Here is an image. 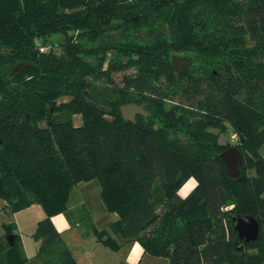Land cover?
Masks as SVG:
<instances>
[{"label": "trees", "instance_id": "16d2710c", "mask_svg": "<svg viewBox=\"0 0 264 264\" xmlns=\"http://www.w3.org/2000/svg\"><path fill=\"white\" fill-rule=\"evenodd\" d=\"M129 103L147 115L124 119ZM262 146L264 0H0V199L41 205L37 264H77L50 217L93 178L117 219L98 229L82 204V235L117 250L119 234L169 264H264ZM236 214L259 223L252 252L236 249ZM2 228L0 264H32Z\"/></svg>", "mask_w": 264, "mask_h": 264}, {"label": "rangeland", "instance_id": "374dc122", "mask_svg": "<svg viewBox=\"0 0 264 264\" xmlns=\"http://www.w3.org/2000/svg\"><path fill=\"white\" fill-rule=\"evenodd\" d=\"M60 36L61 34H58L56 35V37L54 36V38H57ZM53 49L57 52L60 50L58 45H53ZM205 68H206L205 64H202L201 62L196 61L195 66H194V72L196 74L203 73ZM120 76H121V73H115L114 78L116 80H119ZM79 122H80L79 116H74V123L79 124ZM226 135H227L226 138L230 142L233 143L235 141V137L233 136V134H231L230 129L227 130ZM261 153L264 154V146H262L261 148ZM194 184H195V181L192 178L188 179L181 186L179 192L182 195H185L193 187ZM97 187H99V183L95 178L78 183L76 185V188L73 190L70 196V201L72 202L74 200H77V196L78 197L80 196L81 198H83L89 203L92 219H94L99 224H107V223L111 224L113 221L117 219V215L115 212L106 210L105 206H102L103 208H101V205H103L102 201L98 200V198L96 199L95 197V195L97 196V193L99 191V188ZM95 188H96V191H95ZM59 214L61 213H57L56 215H59ZM44 217H45V213L41 205H39L38 203H32L31 205L23 209L10 212L9 209L4 207V202L0 199V235L3 233V228H2L3 223H8V222L14 223L16 227V232L18 233L21 244H22L24 254L28 258V260H33L37 258L36 252H37V249L41 241L35 239L33 237V233H34V230L38 222L41 221ZM51 217H50V220H51ZM80 224H81L80 227L82 226L84 227L86 224V221L83 219L81 220ZM57 225L59 226V224ZM58 232H59L60 238L63 243H64V240H68V241L74 240L73 242H75L76 241L75 239L79 235V230L77 228L71 229V231H68V229L66 230L62 227H59ZM252 251L254 250H250L249 252H252Z\"/></svg>", "mask_w": 264, "mask_h": 264}, {"label": "crops", "instance_id": "0c3cea01", "mask_svg": "<svg viewBox=\"0 0 264 264\" xmlns=\"http://www.w3.org/2000/svg\"><path fill=\"white\" fill-rule=\"evenodd\" d=\"M75 188L76 185L73 190ZM97 188H99V191L97 190L98 193L95 197L101 200L99 196L100 187ZM82 204L86 207L92 218L89 203L80 196H77V200L72 202L69 200L65 212H61L59 215L55 214L51 217V222L53 221L52 224L57 231L59 227L66 230L68 229V231L75 228L79 230V235L75 239V242H73L74 240H64L65 245L69 248L77 264H169L168 259L165 257L145 253L138 241L132 240L123 242V238L119 234H113V237L121 243L117 250L105 246L91 233L82 235L81 233L85 228V226L80 227ZM102 206L104 205H101V208H103ZM92 220L98 229H107L110 225V223L99 224L94 219ZM57 224H59V226ZM29 261L32 264H37L39 262L37 258Z\"/></svg>", "mask_w": 264, "mask_h": 264}, {"label": "water", "instance_id": "95a60500", "mask_svg": "<svg viewBox=\"0 0 264 264\" xmlns=\"http://www.w3.org/2000/svg\"><path fill=\"white\" fill-rule=\"evenodd\" d=\"M121 115L124 119L134 121L137 114L147 115L142 105L129 103L120 107ZM225 138L219 136V144L224 145ZM219 157L224 163L225 171L228 177L236 179L240 176L241 153L235 146H228L219 153ZM231 223L234 232L243 246L244 243L253 242L259 234V223L250 215L236 214L231 216ZM9 244L13 243V235L5 237Z\"/></svg>", "mask_w": 264, "mask_h": 264}, {"label": "flooded vegetation", "instance_id": "af4514ba", "mask_svg": "<svg viewBox=\"0 0 264 264\" xmlns=\"http://www.w3.org/2000/svg\"><path fill=\"white\" fill-rule=\"evenodd\" d=\"M236 236H237V234H236ZM235 243H236V249H237V250L245 251V249H246L247 252H249L250 250H252V248H245V246H246L247 244H249V243H244L243 246H241V243H240L238 237H237V241H235ZM251 243H252V242H251Z\"/></svg>", "mask_w": 264, "mask_h": 264}, {"label": "built area", "instance_id": "2783aa9c", "mask_svg": "<svg viewBox=\"0 0 264 264\" xmlns=\"http://www.w3.org/2000/svg\"><path fill=\"white\" fill-rule=\"evenodd\" d=\"M41 50H43V48H41ZM234 136V135H233Z\"/></svg>", "mask_w": 264, "mask_h": 264}]
</instances>
